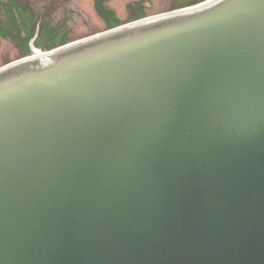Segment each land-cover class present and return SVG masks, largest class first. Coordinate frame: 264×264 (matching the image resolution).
<instances>
[{
	"label": "water",
	"instance_id": "obj_1",
	"mask_svg": "<svg viewBox=\"0 0 264 264\" xmlns=\"http://www.w3.org/2000/svg\"><path fill=\"white\" fill-rule=\"evenodd\" d=\"M0 264H264V0L1 66Z\"/></svg>",
	"mask_w": 264,
	"mask_h": 264
},
{
	"label": "rangeland",
	"instance_id": "obj_2",
	"mask_svg": "<svg viewBox=\"0 0 264 264\" xmlns=\"http://www.w3.org/2000/svg\"><path fill=\"white\" fill-rule=\"evenodd\" d=\"M33 9L35 16L49 14V24L60 27L66 32L67 43L106 30V23L96 8L94 0H22ZM196 0H106L102 10L110 11L121 24L134 16V6L147 17L174 8H182ZM203 1V0H201ZM200 1V2H201ZM134 5V6H133ZM140 17V18H141ZM31 54L41 52L30 43ZM21 58L16 44L10 38L0 37V67Z\"/></svg>",
	"mask_w": 264,
	"mask_h": 264
},
{
	"label": "trees",
	"instance_id": "obj_3",
	"mask_svg": "<svg viewBox=\"0 0 264 264\" xmlns=\"http://www.w3.org/2000/svg\"><path fill=\"white\" fill-rule=\"evenodd\" d=\"M104 1L106 0H94V3L106 23V29L121 24L112 12L102 10ZM200 1L196 0L192 4ZM49 14L47 11L35 16L30 5L22 0H0V37L10 38L18 47L21 57L31 55V42L35 48L42 51L64 45L68 42L66 32L49 24ZM140 17L131 16V20Z\"/></svg>",
	"mask_w": 264,
	"mask_h": 264
},
{
	"label": "flooded vegetation",
	"instance_id": "obj_4",
	"mask_svg": "<svg viewBox=\"0 0 264 264\" xmlns=\"http://www.w3.org/2000/svg\"><path fill=\"white\" fill-rule=\"evenodd\" d=\"M134 6V5H133ZM172 9H174V7H172ZM171 9V10H172ZM134 12H135V14H134V16H137V15H142V12L139 10V6L138 7H135L134 6V10H133ZM130 18H131V16H130Z\"/></svg>",
	"mask_w": 264,
	"mask_h": 264
},
{
	"label": "bare ground",
	"instance_id": "obj_5",
	"mask_svg": "<svg viewBox=\"0 0 264 264\" xmlns=\"http://www.w3.org/2000/svg\"><path fill=\"white\" fill-rule=\"evenodd\" d=\"M208 1H210V0H208ZM205 3V2H204ZM203 4V3H202Z\"/></svg>",
	"mask_w": 264,
	"mask_h": 264
}]
</instances>
